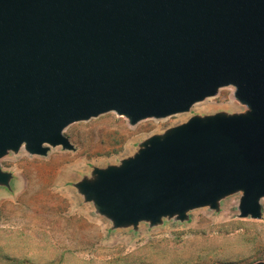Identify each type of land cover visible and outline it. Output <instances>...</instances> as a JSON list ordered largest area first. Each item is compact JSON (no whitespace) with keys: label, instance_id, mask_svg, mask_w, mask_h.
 I'll return each instance as SVG.
<instances>
[{"label":"water","instance_id":"obj_1","mask_svg":"<svg viewBox=\"0 0 264 264\" xmlns=\"http://www.w3.org/2000/svg\"><path fill=\"white\" fill-rule=\"evenodd\" d=\"M228 86L244 113L192 116L76 184L114 228L183 221L236 192L238 217L261 218L264 0H0V159L72 150L73 123L163 119Z\"/></svg>","mask_w":264,"mask_h":264},{"label":"rangeland","instance_id":"obj_2","mask_svg":"<svg viewBox=\"0 0 264 264\" xmlns=\"http://www.w3.org/2000/svg\"><path fill=\"white\" fill-rule=\"evenodd\" d=\"M234 87L192 106L187 113L130 125L106 113L65 128L72 150L50 148L31 156L21 147L0 159L10 174L0 185V264H256L264 263V198L261 218H239L241 192L201 207L186 219L162 218L114 228L85 202L76 184L94 168L116 166L148 137L161 135L192 116L244 113Z\"/></svg>","mask_w":264,"mask_h":264}]
</instances>
